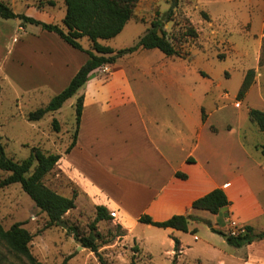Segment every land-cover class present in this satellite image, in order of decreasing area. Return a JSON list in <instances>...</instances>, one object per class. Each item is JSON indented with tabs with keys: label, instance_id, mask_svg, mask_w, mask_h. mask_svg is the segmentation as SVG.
<instances>
[{
	"label": "crops",
	"instance_id": "obj_1",
	"mask_svg": "<svg viewBox=\"0 0 264 264\" xmlns=\"http://www.w3.org/2000/svg\"><path fill=\"white\" fill-rule=\"evenodd\" d=\"M46 1L47 6L25 5L22 14L55 24L58 0ZM184 7L197 33L187 43L192 62H172L166 56L158 66H145L142 57L153 50L139 49L124 58L130 59L129 64L119 59L107 72L95 70L81 89L84 108L76 145L62 154L55 169L74 188L71 195L58 192L77 195L74 210L80 200L92 209L106 207L128 232L125 240L137 241L143 251V239L135 236V230L154 227L139 221L144 215L162 222L194 214L211 230L225 234L232 220L255 233L264 232V143L254 146L258 157L247 144L249 132L242 126L251 109L243 111V102L254 89L264 102V0H185ZM216 50L225 55L223 59L214 58ZM88 59L56 33L41 30L39 87L69 86ZM251 70L255 81L246 97L238 100ZM232 82L233 91L227 85ZM144 87L162 93L164 102L147 101L140 90ZM224 88L229 93L224 97L235 100L219 105ZM215 189L225 191L227 208L217 215L193 210L196 200ZM222 215L228 224L221 229ZM194 229L199 231L198 222L190 223L189 230ZM162 230L173 235L169 255L174 252V238L183 252L182 232ZM236 249L245 250L233 256L239 264H264V239Z\"/></svg>",
	"mask_w": 264,
	"mask_h": 264
},
{
	"label": "rangeland",
	"instance_id": "obj_2",
	"mask_svg": "<svg viewBox=\"0 0 264 264\" xmlns=\"http://www.w3.org/2000/svg\"><path fill=\"white\" fill-rule=\"evenodd\" d=\"M4 1L18 14L26 12L27 4L43 6L48 4L46 0ZM184 6L185 0H140L133 20L127 24L119 36L104 44L116 50L131 47L151 28V23L158 20L163 23L169 38L184 55L182 58L169 57V59L177 63H190L192 57L187 43L191 42V39L187 33L194 28L185 16ZM54 10L58 15L55 24L62 25L66 12L64 0H58L57 8ZM168 24L171 26L165 29ZM41 30L36 25H23L19 19L5 20L0 17V86L2 87L0 135L7 156L15 161L28 158L32 147H39L46 153L65 154L76 130L75 106L78 98L83 95L82 90H79L77 95L69 99L59 111L47 114L39 122L27 120L28 113L47 106L54 96L68 87V85L59 88L39 87V32ZM81 43L85 49L90 47L87 38L82 39ZM46 54L50 53L46 52ZM213 54L215 59H223L225 56L221 50H216ZM127 56L120 58L124 64L130 63L129 58L124 59ZM166 59L162 52L153 50L149 55L142 57L141 62L145 66H158ZM261 63H264V51ZM227 85L231 91L235 90V83ZM140 90L147 101L149 98L159 104L164 102L163 94L159 91L149 87ZM152 92L158 93L154 95ZM226 93L229 94L226 88L219 93V105L235 100L231 95L225 98ZM196 100L199 99L196 97ZM195 102L192 101V103ZM242 108L243 111L249 108L264 111V102L260 100L257 89H254L248 100L243 102ZM54 119L60 124V132H56L53 128ZM242 126H245V130L249 132L246 138L247 144L257 155L254 146L264 143L261 132L255 124L250 122L247 114L243 117ZM261 161L264 163V158ZM58 174L59 172L54 170L45 178V184L56 192L71 195L74 188L69 185L67 177L61 173L59 176ZM9 175L0 170V223L4 229H10L15 223H23V227L33 235L31 252L42 264H102L97 255L83 248L69 231V227H75L82 236H88L90 225L95 219V209H92L84 200H80L79 208L66 214L62 220L67 228L62 225L50 226L47 215L36 207L20 184L1 187L2 181ZM224 220L225 217L222 215L219 221L221 229L224 224H228ZM118 225L115 218L112 221H102L97 224V233L101 235L98 241L101 245L99 252L108 264H133V258H135V264H239L233 256L237 257L245 253L244 249H236L229 245L224 236L212 231L205 221L198 222L199 231L196 234L182 232L184 250L178 257H175L174 252L169 255L172 251L170 247L172 232H163L161 228L155 227L144 229L139 226L135 230V236L143 239V251L139 248L137 241L131 238L125 240L128 232L118 228ZM123 234L124 236H119ZM136 247L139 249L138 252L135 250ZM0 264H27V260L16 256L0 243Z\"/></svg>",
	"mask_w": 264,
	"mask_h": 264
},
{
	"label": "trees",
	"instance_id": "obj_3",
	"mask_svg": "<svg viewBox=\"0 0 264 264\" xmlns=\"http://www.w3.org/2000/svg\"><path fill=\"white\" fill-rule=\"evenodd\" d=\"M139 1L64 0L66 14L62 25H60L43 23L24 14H17L9 4L4 0H0V17L2 19H19L23 25H36L44 31L56 33L68 45L85 52L89 56V59L72 79L69 86L54 96L47 106L28 113V121L39 122L47 114L59 111L69 99L77 95L79 90L85 86L95 70L114 65L120 58L133 54L139 49L159 50L167 57H184L181 50L177 48L176 44L164 30L163 23L158 20H154L151 23V28L131 47L115 50L103 44L102 41L112 40L123 32L127 24L133 20ZM49 4L55 6L56 2L50 1ZM187 35L192 39L197 36V33L191 28ZM84 38L89 40L91 44L90 49H85L81 44V40ZM255 76V71L251 70L247 73L238 93V100H243L246 97L255 81ZM1 95L2 87L0 86V103ZM83 108L84 96L82 95L78 98L75 106L76 130L65 154H69L76 145ZM249 118L258 127L264 139V111L250 109ZM53 128L56 132H60V124L56 119L53 121ZM261 150L264 155V145L261 146ZM61 158V154L46 153L39 147H32L28 158L15 161L13 158L7 156L2 144V136L0 135V170L10 174L2 181L1 187L20 184L23 191L33 200L36 207L47 215L50 226L60 225L59 221H62L66 214L76 208V194L72 197L64 196L48 187L44 182L45 178L56 169ZM179 177L185 178L186 176L179 174ZM228 205L229 200L225 191L223 189H215L196 200L192 208L193 210L207 211L217 215L221 210L227 208ZM95 210V219L90 225V234L88 236H82L75 227H69V231L83 248L94 252L102 264H108L99 252L101 245L98 241L101 235L97 233V224L102 221H112L114 217L104 206H96ZM139 221L142 224L161 229H173L184 233L191 232L192 234H196L197 229L190 231L189 225L191 222H202L203 220L194 214H188L175 215L162 222L155 221L150 216L144 215L140 217ZM23 226V223H15L10 229L6 230L0 223V243L4 244L16 256L25 258L27 264H42L31 252L30 245L33 235ZM118 228L122 227L118 225ZM212 231L224 236L227 243L235 248H242L264 239V232L255 233L252 227H246V233L238 237L228 236L214 228ZM119 236H124V234ZM174 242L175 257H178L182 254L181 242L177 238H174ZM135 250L138 252L139 249L136 247ZM134 259L132 260L133 264H135Z\"/></svg>",
	"mask_w": 264,
	"mask_h": 264
},
{
	"label": "built area",
	"instance_id": "obj_4",
	"mask_svg": "<svg viewBox=\"0 0 264 264\" xmlns=\"http://www.w3.org/2000/svg\"><path fill=\"white\" fill-rule=\"evenodd\" d=\"M104 72L109 71V66L102 67ZM114 216V214H112ZM246 233V228L242 225H240L238 222L232 220L229 223V227L227 230V235L231 237H238L241 234Z\"/></svg>",
	"mask_w": 264,
	"mask_h": 264
},
{
	"label": "water",
	"instance_id": "obj_5",
	"mask_svg": "<svg viewBox=\"0 0 264 264\" xmlns=\"http://www.w3.org/2000/svg\"><path fill=\"white\" fill-rule=\"evenodd\" d=\"M60 225H62L64 228H67V225L63 221H59Z\"/></svg>",
	"mask_w": 264,
	"mask_h": 264
}]
</instances>
